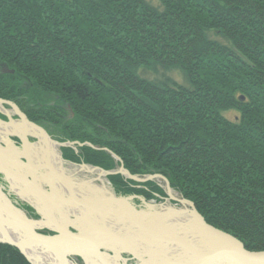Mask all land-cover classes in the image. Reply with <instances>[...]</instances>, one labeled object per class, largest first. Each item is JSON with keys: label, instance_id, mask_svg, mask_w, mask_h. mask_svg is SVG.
Masks as SVG:
<instances>
[{"label": "trees", "instance_id": "16d2710c", "mask_svg": "<svg viewBox=\"0 0 264 264\" xmlns=\"http://www.w3.org/2000/svg\"><path fill=\"white\" fill-rule=\"evenodd\" d=\"M157 1L0 0V96L60 141L109 149L65 147V158L113 169L116 154L132 174H162L208 223L262 251L264 0ZM156 65L188 85L139 73ZM109 179L120 194L165 195ZM0 264L31 262L0 243Z\"/></svg>", "mask_w": 264, "mask_h": 264}, {"label": "bare ground", "instance_id": "6f19581e", "mask_svg": "<svg viewBox=\"0 0 264 264\" xmlns=\"http://www.w3.org/2000/svg\"><path fill=\"white\" fill-rule=\"evenodd\" d=\"M11 104L13 105L15 103L10 101L9 108L12 106ZM13 108L15 109L14 106ZM24 116H25V119H22V121H19V122H15L12 120L6 123H1L0 121V125L2 124V128L0 130V136L3 133L5 134L7 132V129H10L8 128L9 126H12L14 127L15 132H17V134L20 136L21 141H22V146H23L22 149H19L16 147L12 148L11 145H9L10 148H12V149H9V148H3L0 145L2 148V151H0V165L3 166V164H5L6 166L10 168V170H12L11 173L13 175H11V178H10V180L12 181L11 187L13 190L19 191L21 196H23L27 200L26 202H24L25 205H22V206L20 204L16 205L14 204V202L13 203L11 202V203L14 206H16V208H18L19 210L23 211L24 213L26 212L29 218L32 217L31 219H35V218L31 214H29L27 210H25L26 207H29V205H31L38 212H41L42 215L39 213L38 215L42 219L39 218L38 220H41L42 222L36 225V227L38 226L40 228L41 227L43 228L46 226H51L52 228H55V225L63 226L65 224L69 225V224L74 223L73 220L69 219L71 215L68 216V214L72 211V213L76 215L75 217L78 221L82 220L79 223L81 228L78 227V229L82 230L86 234L92 233L94 235L96 230H94V227L92 225L93 220L90 217V214L86 215L84 213L83 215L81 211L74 209L73 207H71L70 203L67 204L63 200L59 202H54L51 198L47 197L44 192H40V191L35 192L32 189H28L26 182H23L24 183L23 185H22V182H20L21 179L22 181L24 179L23 173L28 174V171L26 170V167H24V165L32 167L31 166L32 164H37L33 166V169L31 170L32 174H35L37 177H41L40 174H42L44 171L47 170L46 173H44L43 175L46 176V178L50 180V182L54 185L55 192H58V193L60 192V193L65 194L66 190L63 188V185L69 188V190H67L68 192H66L67 194L71 192V190H73V187L69 184L70 182L68 183V180H66V178L64 179L61 175H59V168H63V169L65 168L64 160L66 161L67 158H65L64 155L62 157L60 152L57 150L56 145L58 144L57 143L58 141L52 138L46 126L40 123L38 124L36 122H32L29 119V116L27 114ZM38 127H40V129ZM54 141H56V143ZM74 143L78 145L77 148L82 146L78 144L80 142H74ZM88 145L97 149V146L92 144L91 142ZM99 147L100 149L109 150L106 146H99ZM23 157L26 158L25 159L26 163H24L23 167L21 168V164H22L21 158ZM116 159L118 162H122L121 158H119L118 156H116ZM71 162H74V161H71ZM86 168L89 169L88 167ZM60 181L63 183V185L61 184ZM0 187H1V184H0ZM75 188H74L75 194L79 198L81 197L84 198L85 196L91 197L95 195L97 199H99L102 196H105V195L107 196V194H105L106 192H110L106 188L104 189L99 186H95L92 182V179L84 180L83 183L80 182L79 184L78 182L75 183ZM1 191L3 193V196L7 198V195L5 194L6 192H3V190ZM108 195H112V192ZM82 204L84 203L82 202ZM85 204L87 205L90 211L94 210L95 206L91 205L88 202H85ZM104 205L105 206L101 208V212H100L101 214H98V215L104 221H108L107 223L104 222V224L103 222L101 223L106 227L107 225L111 226L114 232L111 231L109 233H97L92 237L93 242H91L90 245H93L92 246L93 254H91V252L88 250L90 245L87 244V242L84 240H78L79 242H75L73 241L72 238L68 237L66 239H63V242L61 241V242H57L53 244V249L57 252V254H61V256L63 257L67 256L66 264H76L75 262L69 259V256L72 254L82 255L86 261V264H99L101 261L99 260L98 252L100 253V255L104 256L105 260H107L108 262H111L112 264H123V260L127 258L122 259L124 257L119 252L124 249H128V248L130 249V246L126 244L125 242H123L122 241L123 239L116 240V237L128 239V241L130 242V244H132V246L135 245V247L137 248V251L140 253L141 256H144L145 254H147V256L150 257V260L158 261V262H164V261L168 262L169 260L177 261L181 259L179 255L172 254V253L171 254L163 253V255L155 253L158 250L160 252H166V251L160 250L161 248L154 242V239L150 238L148 235H142L139 233H129V232L123 231V226L126 224H124L125 221H123V219L121 218L122 215L120 214V212L125 211V209L122 206H121L122 208L120 209L118 204L115 205V204L108 203ZM56 210L57 211L62 210L63 211L62 215L57 217ZM184 211H185L184 213L176 215V216H172V217H169V215L163 216L161 218V219L165 218L164 222H162L163 226L161 225L158 229H162L166 231L168 228H171L170 227L171 225L174 229H177V230L178 229L183 230V231L188 230L186 234L184 235L185 240H196V239H193V237H196L198 235V237L202 236L201 239H198V240H202L200 242L204 244L205 243L204 241H207L208 242L207 244L214 246L215 242H218V241L214 238L206 237L205 231H201L202 225L200 224V222L194 218L193 214L187 212L186 210ZM77 212H79V214H77ZM151 216H153L152 212L143 214V218H151ZM0 219L6 221V217L1 212H0ZM155 221H160V219L157 220L155 218ZM0 231H4L3 234L0 232V235L2 236L6 234V235H10L13 237L15 233L14 229L9 228V227H5ZM74 231L75 230H73V232ZM39 232L44 234V231H39ZM54 234L55 233H51V234L45 233V235H54ZM162 238L164 237H160V239ZM166 238L175 241V239L169 236H166L165 239ZM2 244H7V243H2ZM8 245H11V244H8ZM94 245L97 247L94 248ZM11 246H14V245H11ZM16 248L21 252V250L18 247ZM141 248H144V249L142 250ZM61 250H63L64 254L61 252ZM95 252L97 253V255L95 254ZM108 253L111 255L110 259H107ZM38 254H39L38 252H32L29 255L31 256V258H33V260L36 263H39L40 260H42L40 264L41 263L47 264V261H50L53 264H58L57 260H55L50 255H47L46 257L47 260L45 261L43 260L44 257H39ZM219 264H244V263L241 261V259H239V256H237L236 254L234 255L233 253H230L229 255L225 256L222 259V261L220 259ZM245 264H248V263L246 262Z\"/></svg>", "mask_w": 264, "mask_h": 264}, {"label": "water", "instance_id": "95a60500", "mask_svg": "<svg viewBox=\"0 0 264 264\" xmlns=\"http://www.w3.org/2000/svg\"><path fill=\"white\" fill-rule=\"evenodd\" d=\"M15 109L17 110L18 114L22 119H25V116L22 112L19 111L18 107L13 104ZM40 129V127H38ZM60 145H65L64 143H59ZM69 145V144H67ZM0 151H2V148L0 146ZM29 161V160H28ZM3 164V162H2ZM24 164V163H23ZM37 164H32L30 166H25L26 170L28 171V174H24V177H28L30 171L33 169V166ZM23 167V165L21 166ZM121 170L118 172H124L127 174L130 178L137 179L134 177V175H131L129 171L124 169L123 167H120ZM47 171V170H46ZM44 171L43 173H46ZM12 170L5 164L0 165V173L4 174L5 176H10L12 173ZM109 173V172H107ZM59 175H61L64 179L68 180V183L73 187V190L68 192V187L63 185V188L66 190L64 193H58L55 192L54 186H52L49 183V187L46 188L42 186L41 184H34L33 181L28 180L29 186L32 185L35 189H37L40 192H44L47 197L51 198L54 202L64 201L67 204H71V207L74 209H77L81 211V213H84L86 215L90 214V217L92 218V225L94 227V230H96L95 234L97 233H109L114 232L112 230L111 226H104V222L107 223L108 221H104L98 214H101V208L105 206L104 204H118L120 209L123 207L125 211H121L120 214L122 215L123 221H125L123 226V231L129 232V233H139L142 235H148L150 238L154 239V242L161 248L160 250L166 251V252H160L159 250L155 253L163 255V253H169V254H176L181 257L180 260H169L168 262H158L150 260V257L145 258L147 254L144 256H141L140 253L137 251V248L135 245L132 246L128 239L126 238H119L116 237V240H122L126 244L130 246V249H124L125 252L130 254L133 258L136 260V264H219V260L229 255L230 253L236 254L239 256V259L245 264L246 262L248 264H264V250L262 251H251L248 250L244 243L239 240L234 235L223 231L219 228L214 227L213 225L209 224L205 218L199 213L197 210L195 204L191 201H188L186 199H181L180 202H183L184 204L191 205V209H186L187 212L193 214L194 218L197 219L200 224L202 225V230L205 231L206 237L214 238L218 242H215L214 246H211L207 244V241H204L203 244L201 239L202 236L198 235L196 237H193V239L196 240H185L184 235L188 230H180V229H174L171 225V228H168L166 231L162 229H158L161 225L163 226L162 222H164V219H161L165 215H169V217L176 216L179 214L184 213L185 211L183 209H176L171 208L169 210H155L152 208V206H148L149 211L145 210H137L135 206L131 202V198H125V197H118L114 194L112 195H105L101 198L97 199V197H84L79 198L74 191V185L71 183V179L66 173L65 169L59 168ZM166 179V178H165ZM45 188V189H44ZM0 187V212L4 214L6 217L5 220L0 219V230H2L5 227L13 228L15 233L14 236L6 235L3 236L0 235V243H7L14 245L18 247L21 252L25 255L27 260L31 262V264H40L42 260H40L39 263H36L33 258L29 255L32 252H38V255H50L55 260H57L58 264H66L67 262V256L63 257L61 254H57V252L53 249V244L57 242H63V239H66L68 237L72 238L73 241L79 242L78 240H84L87 242V244L90 245L92 241L93 235L92 233H85L82 230L75 229L71 230L69 226L63 225V226H57L55 225V228L52 230L54 231V235H45L40 233L36 227L37 224H40L42 222L41 220H35L28 217L26 212L19 210L14 206L11 201H9L6 197L3 196V193L1 191ZM58 196V197H57ZM103 198V199H102ZM102 199V200H101ZM82 202L84 204H82ZM85 202L90 203L91 205L95 206L93 211H90L85 204ZM108 202V203H106ZM65 203V204H66ZM122 206V207H121ZM118 207V206H117ZM153 213V216L151 218H143V214L145 213ZM142 216V217H141ZM155 218L160 221H155ZM163 220V221H162ZM103 222V224L101 223ZM127 226V227H126ZM114 229V228H113ZM100 230V231H99ZM117 230V229H116ZM99 231V232H98ZM2 234L4 231H0ZM169 236L174 240L168 239L165 237ZM160 237H164L160 239ZM113 238V237H112ZM85 242V243H86ZM63 244V243H62ZM92 246L90 245L88 250L93 254ZM157 246V247H158ZM97 246L94 245V248ZM107 248V246H106ZM63 253V250H61ZM120 253V252H119ZM64 254V253H63ZM97 255V253L95 252ZM99 255V264H112L111 262H108L105 260L103 255ZM111 255L108 253V258L110 259ZM125 259V258H122ZM179 261V262H178ZM186 263H185V262ZM184 262V263H183ZM43 264V263H41ZM123 264H127V259L123 260Z\"/></svg>", "mask_w": 264, "mask_h": 264}, {"label": "rangeland", "instance_id": "374dc122", "mask_svg": "<svg viewBox=\"0 0 264 264\" xmlns=\"http://www.w3.org/2000/svg\"><path fill=\"white\" fill-rule=\"evenodd\" d=\"M151 3H153L154 5H158V1L157 0H149ZM3 65H6L4 63H1L0 64V70L2 68ZM157 66V67H156ZM156 66H151V67H141L140 70H139V73L142 75V77L144 78H148V79H151V80H164V79H168V77L171 79V80H174L175 82L179 83V84H182V85H188V80L184 74V72L179 69V68H173V69H164L162 68L161 66L159 65H156ZM5 67V66H4ZM5 71L8 72V70L6 69ZM15 78H18L15 76ZM18 97H21V96H16V98ZM36 97V96H34ZM44 98L43 94L41 96H38L37 95V100L35 98V101L37 102H41L42 99ZM16 99H12L8 96H0V121L1 123H6L8 121H15V122H19V121H22V117H20V115L18 114L17 110L16 109H12L11 110H8L9 107H6V104H10V101L15 103V105L18 107L19 111L22 112L24 115L25 113L23 111H21L20 109V105L17 104V102L15 101ZM36 103V102H35ZM2 105V106H1ZM12 105V104H11ZM20 106V107H19ZM13 107V105H12ZM7 110V111H6ZM10 111V112H9ZM29 111V110H28ZM29 113H31V111H29ZM36 113V112H35ZM33 113L34 116H36V118H29L32 122H36V119H37V114ZM229 119L231 120H234L238 117V112L236 111H228L226 114H225ZM38 123V122H36ZM39 124V123H38ZM42 124V123H40ZM43 125V124H42ZM2 128V124L0 125V130ZM8 128L10 129H7V132L4 134H1L0 136V145L3 147V148H9V149H12L13 147H16V148H19V149H22V141H21V138L20 136L17 134V132H15V129L14 127L12 126H9ZM49 131V129H48ZM50 132V131H49ZM51 136L54 140H57L58 144L59 143H64L65 145H56L57 147V150L60 152V154L64 155V150L63 148L65 147H71L73 148V150L77 153V155H81V153L79 152L78 148H77V144L74 143V142H80L78 144L80 145H88L90 144V142H81L79 140H74V141H60L57 139V135L51 133ZM18 139V140H17ZM35 142V141H33ZM56 143V141H54ZM82 143V144H81ZM69 144V145H67ZM12 148H10V146ZM97 146V149H100L99 145H96ZM113 157L115 158L116 160V166L115 168L113 169H105L103 167H100L98 165H94V164H91V163H86L84 162L83 160L80 161V162H71L72 160H69V159H66V161L64 160V169L66 171V173L68 174V176L70 177L71 179V183L74 184V188H75V183L78 182V184L81 182L83 183L84 180H87V179H92V182L95 186H99L101 188H106L108 191L110 192H106L105 194H110L112 192V194L118 196V197H125V198H128L130 197L132 200V204L135 206V208L137 210H145V211H149L148 210V206H152V208H154L155 210H169L171 208H176V209H184L186 210L187 208L188 209H191V205L189 204H184L183 202H180L181 199H186L188 201H191L187 198H185L180 192H178L177 190H175L174 188H172V186L170 185L169 181L167 180V178L162 175V174H159V173H156V174H146V175H137V174H132L127 168L124 167V165L122 164V162H118L117 159H116V154H113ZM22 159V164L21 166L23 165V163H26L25 161V157L21 158ZM86 167H88L89 169H87ZM120 167H123L124 169H126L127 171L130 172L131 175H134V177H136L137 179H133V178H130L127 174H125L124 172H118L120 169ZM22 168V167H21ZM109 172V173H107ZM2 174V173H1ZM44 173L40 174L41 177H37L35 174H32V171H30L28 177H24L23 181L21 179L20 182H22V185L24 184L23 182H26L27 183V186H28V189H32L33 191L35 192H38L37 189H35L32 185L29 186L28 184V180L29 179L30 181H33L34 184H41L42 186L48 188L49 187V183L54 186L50 180H48L46 178V176L43 175ZM117 174H121L125 179H130V180H134L137 184L135 186H137L138 188L140 187H143L144 185L141 183H149V182H152L150 185V189L149 190H153V187L154 185H159L165 192V195H158L156 194V196L152 199H146V197L142 194H137V195H134V194H120L116 191V188L115 186L110 182V179L109 177L111 175H117ZM3 176H1L3 179H4V184L2 185L3 188V192H6L5 194L7 195V199L9 201H11L12 203L14 202V204L16 205H23L25 198L23 196H21L20 192L19 191H15V190H12L11 188V174L10 176H5L4 174H2ZM166 178V179H165ZM20 184V183H19ZM153 186V187H152ZM11 187V188H10ZM145 188L148 189L147 186H144ZM76 189V188H75ZM155 191V190H154ZM91 197H96L95 195L91 196ZM192 202V201H191ZM194 203V202H193ZM117 205V204H115ZM119 206V205H118ZM188 206V207H187ZM196 206V205H195ZM187 207V208H186ZM30 213L31 211L34 213V215L32 214V216H36L34 217L35 220H38L39 218L42 219L39 215H37L35 213V211H33L32 209L28 208L27 209ZM57 217L61 216L63 211L60 210V211H57ZM61 212V214H60ZM76 212V211H75ZM200 213V212H199ZM39 214H41V212H39ZM77 214H79V212H77ZM201 214V213H200ZM42 215V214H41ZM71 215L69 217L70 220H73L74 223L72 224H65L66 226H69V228H74V229H78L81 228L79 223L82 221H78L76 219V215L74 213H72V211L68 214V216ZM202 215V214H201ZM67 216V218H68ZM203 216V215H202ZM204 217V216H203ZM32 218V217H31ZM206 220V219H205ZM210 224V223H209ZM212 225V224H211ZM215 227V226H214ZM217 228V227H216ZM53 228L51 226H46V227H41V228H38L39 231H44V234H48L46 231H50L52 230ZM222 230V229H221ZM224 231V230H223ZM54 232V231H53ZM50 234V233H49ZM142 250L144 248H141ZM120 254L123 255L124 258H127V264H136V260L135 258H133L130 254H128L127 252H125V250H121L120 251ZM39 257H44V255H38ZM47 256L44 257L43 260H47L46 259ZM145 258H148V256H145ZM69 259L73 262H75L76 264H86V261L85 259L83 258L82 255H76V254H72L69 256ZM47 264H53L52 262L50 261H47Z\"/></svg>", "mask_w": 264, "mask_h": 264}, {"label": "flooded vegetation", "instance_id": "af4514ba", "mask_svg": "<svg viewBox=\"0 0 264 264\" xmlns=\"http://www.w3.org/2000/svg\"><path fill=\"white\" fill-rule=\"evenodd\" d=\"M6 69H7L6 67L2 66L1 71L4 72ZM7 74H8V73H7ZM9 96H11V94H9ZM18 101H19V100H18ZM13 102H14V101H13ZM17 104H18V103H17ZM6 106L9 107L10 104H6ZM19 107H20V106H19ZM11 108L14 110V108L11 106V107L9 108L11 111H12ZM20 109H21V107H20ZM14 111H15V110H14ZM21 111H23V112L25 113V115L27 114L25 110L21 109ZM17 140H18V139H17ZM1 176H3V175L0 173V184H1V187L3 188L2 185L4 184V183H3V182H4V179H3ZM10 188H11V187H10ZM11 189H12V188H11ZM12 190H13V189H12ZM23 201L26 202L27 200L25 199V200H23ZM23 205H25V204L23 203ZM28 208H30V209H32L33 211H35V213L38 215L39 212H38L33 206L29 205V207H26L25 210H27ZM27 211H28V210H27ZM28 213H30V212L28 211ZM31 213L34 215V213H33L32 211H31ZM70 229H71V230H75L74 228H70ZM46 232H47L48 234H49V233H50V234H51V233H54L53 230H50V231L48 230V231H46Z\"/></svg>", "mask_w": 264, "mask_h": 264}]
</instances>
